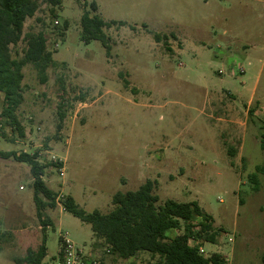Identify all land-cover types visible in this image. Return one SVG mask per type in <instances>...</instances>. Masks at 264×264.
<instances>
[{"label":"rangeland","instance_id":"rangeland-1","mask_svg":"<svg viewBox=\"0 0 264 264\" xmlns=\"http://www.w3.org/2000/svg\"><path fill=\"white\" fill-rule=\"evenodd\" d=\"M85 9L117 22L104 28L109 52L82 40ZM40 31L55 63L46 82L32 63L23 67V134L0 106V152L12 154L0 153V264H17L44 234L46 261L68 237L106 264H148V252L106 255L91 224L58 204L71 195L107 213L117 191L148 179L159 204L196 200L212 216L216 237L199 238L204 254L264 264V0H62L55 14L42 0L13 56L24 55L28 32ZM22 152L46 164L43 179L58 193L57 206L42 210L49 225L38 215L30 165L14 156Z\"/></svg>","mask_w":264,"mask_h":264},{"label":"trees","instance_id":"trees-1","mask_svg":"<svg viewBox=\"0 0 264 264\" xmlns=\"http://www.w3.org/2000/svg\"><path fill=\"white\" fill-rule=\"evenodd\" d=\"M40 1L42 0H0V106L3 104L2 115L9 117L10 122L18 126L16 111L24 97L23 67L32 63L40 80L46 82L47 70L55 63L53 52L47 46L46 35L41 31L28 32L25 35L27 48L21 58L12 54V45L22 39L25 21L35 15L40 8ZM44 1L51 6L54 14L56 7L62 4V0ZM91 7L96 10L97 3L92 2ZM114 23L117 22H107L100 15H91L85 9L81 17V38L85 43L94 39L100 40L109 52L111 43L104 28ZM163 37L168 38L167 35ZM155 38L157 41L162 39L158 33ZM63 118L64 114L61 115L62 121ZM19 128L23 134L21 126ZM0 153L3 156L12 155ZM14 156L18 161L30 165L38 215L44 225L51 224L50 218H44L42 210L57 206L58 193L43 179L46 164L40 162L37 154L22 152ZM258 169L261 167L258 166ZM257 177L256 172L250 175L254 182H257ZM156 186L155 180L148 179L138 189L117 191L113 196L115 207L107 213L99 209L87 211L71 195H66L61 203L65 210L91 224L96 238L109 246L110 254L116 257L126 259L140 252H148L152 259L148 264H227L224 254L214 252L206 256L200 252L198 245H191L189 242L190 238L201 237L206 241L215 240L216 232H210L213 229L212 216L196 200L181 202L169 198L159 204ZM195 217H201L196 225L191 222ZM181 228V233L170 235L171 230ZM46 255L44 234L39 247L28 248L26 256L16 259V263L42 264Z\"/></svg>","mask_w":264,"mask_h":264},{"label":"built area","instance_id":"built-area-1","mask_svg":"<svg viewBox=\"0 0 264 264\" xmlns=\"http://www.w3.org/2000/svg\"><path fill=\"white\" fill-rule=\"evenodd\" d=\"M61 174L63 175L64 172L62 171ZM191 240H189L190 243ZM92 249V246L87 249L79 247L71 239L62 237L58 255L53 260H43L42 264H106L102 256L93 252ZM103 250L107 252L106 255L110 254L109 246L104 244ZM200 252L203 253L202 248H200Z\"/></svg>","mask_w":264,"mask_h":264},{"label":"crops","instance_id":"crops-1","mask_svg":"<svg viewBox=\"0 0 264 264\" xmlns=\"http://www.w3.org/2000/svg\"><path fill=\"white\" fill-rule=\"evenodd\" d=\"M59 201H57V203H58ZM58 204H61L62 205V203H58ZM63 206V205H62ZM64 208V207H63ZM68 238V237H67ZM191 240V239H190ZM196 240V241H195ZM98 241H101L100 239H98ZM193 241L195 242V245H198L199 246V248H202L203 249V254H204V252H205V248H204V244H203V240H200L199 238H194L193 239ZM190 242V241H189ZM214 242V241H213ZM191 245H192V243H190ZM204 255H206V256H209V255H207V253H205Z\"/></svg>","mask_w":264,"mask_h":264}]
</instances>
